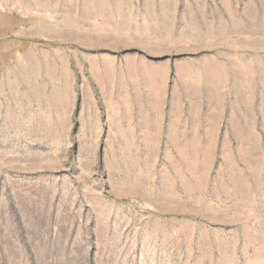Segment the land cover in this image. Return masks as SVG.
Masks as SVG:
<instances>
[{
    "label": "rangeland",
    "instance_id": "rangeland-1",
    "mask_svg": "<svg viewBox=\"0 0 264 264\" xmlns=\"http://www.w3.org/2000/svg\"><path fill=\"white\" fill-rule=\"evenodd\" d=\"M0 264H264V0H0Z\"/></svg>",
    "mask_w": 264,
    "mask_h": 264
}]
</instances>
